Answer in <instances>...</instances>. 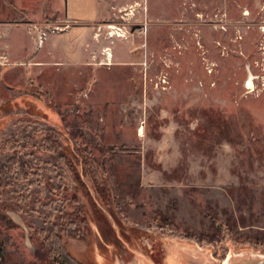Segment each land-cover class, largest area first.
I'll list each match as a JSON object with an SVG mask.
<instances>
[{
	"label": "rangeland",
	"instance_id": "obj_1",
	"mask_svg": "<svg viewBox=\"0 0 264 264\" xmlns=\"http://www.w3.org/2000/svg\"><path fill=\"white\" fill-rule=\"evenodd\" d=\"M101 2L91 57L2 96L0 263L264 256V0Z\"/></svg>",
	"mask_w": 264,
	"mask_h": 264
},
{
	"label": "crops",
	"instance_id": "obj_2",
	"mask_svg": "<svg viewBox=\"0 0 264 264\" xmlns=\"http://www.w3.org/2000/svg\"><path fill=\"white\" fill-rule=\"evenodd\" d=\"M12 1L16 6L14 12L23 18L0 20V113L5 104L3 94L11 91L19 82L45 78L50 68L53 72L61 73L66 67L68 55L75 57L72 63L78 64L75 55L77 50L81 51L79 55L91 57L98 47L93 40L92 30L104 16L101 0ZM14 12L11 14L15 15ZM65 25L69 26L66 35L48 30ZM40 31L47 33L42 47L38 43ZM0 264L33 263L21 261Z\"/></svg>",
	"mask_w": 264,
	"mask_h": 264
},
{
	"label": "water",
	"instance_id": "obj_3",
	"mask_svg": "<svg viewBox=\"0 0 264 264\" xmlns=\"http://www.w3.org/2000/svg\"><path fill=\"white\" fill-rule=\"evenodd\" d=\"M193 254L194 253L188 250L185 251L173 249L172 256L174 257V260H176L174 264H207V256H202L203 258H200L193 257ZM147 264L154 263L152 261H148ZM226 264H264V256H257L251 253H242L228 258Z\"/></svg>",
	"mask_w": 264,
	"mask_h": 264
},
{
	"label": "trees",
	"instance_id": "obj_4",
	"mask_svg": "<svg viewBox=\"0 0 264 264\" xmlns=\"http://www.w3.org/2000/svg\"><path fill=\"white\" fill-rule=\"evenodd\" d=\"M60 250H61V254L60 255H61L62 259H63V262H61V264L68 263V262L70 263V262H74L75 261L70 255H68L65 252V250H64V248L62 246H60ZM75 264H80V263H75Z\"/></svg>",
	"mask_w": 264,
	"mask_h": 264
},
{
	"label": "built area",
	"instance_id": "obj_5",
	"mask_svg": "<svg viewBox=\"0 0 264 264\" xmlns=\"http://www.w3.org/2000/svg\"><path fill=\"white\" fill-rule=\"evenodd\" d=\"M57 32V30H52L51 33H55ZM47 39V33L44 31H40L39 32V37H38V43H39V47H42L45 40Z\"/></svg>",
	"mask_w": 264,
	"mask_h": 264
},
{
	"label": "bare ground",
	"instance_id": "obj_6",
	"mask_svg": "<svg viewBox=\"0 0 264 264\" xmlns=\"http://www.w3.org/2000/svg\"><path fill=\"white\" fill-rule=\"evenodd\" d=\"M224 264H226V262Z\"/></svg>",
	"mask_w": 264,
	"mask_h": 264
}]
</instances>
